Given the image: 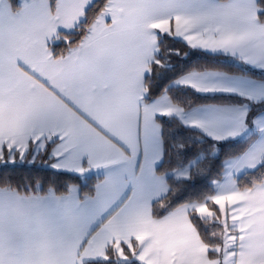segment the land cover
Returning a JSON list of instances; mask_svg holds the SVG:
<instances>
[{
  "label": "snow or ice",
  "instance_id": "1",
  "mask_svg": "<svg viewBox=\"0 0 264 264\" xmlns=\"http://www.w3.org/2000/svg\"><path fill=\"white\" fill-rule=\"evenodd\" d=\"M23 164L0 264H264V0H0Z\"/></svg>",
  "mask_w": 264,
  "mask_h": 264
},
{
  "label": "trees",
  "instance_id": "2",
  "mask_svg": "<svg viewBox=\"0 0 264 264\" xmlns=\"http://www.w3.org/2000/svg\"><path fill=\"white\" fill-rule=\"evenodd\" d=\"M176 47H181L180 44L175 45ZM51 174L50 170H45L38 165H28L23 164L16 167L9 166L7 170L0 168V176H8L13 179V181L19 180L21 177H31L36 175H45V173Z\"/></svg>",
  "mask_w": 264,
  "mask_h": 264
}]
</instances>
